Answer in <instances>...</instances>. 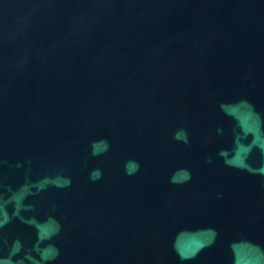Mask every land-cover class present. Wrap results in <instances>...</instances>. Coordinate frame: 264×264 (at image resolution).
<instances>
[{
	"label": "water",
	"instance_id": "1",
	"mask_svg": "<svg viewBox=\"0 0 264 264\" xmlns=\"http://www.w3.org/2000/svg\"><path fill=\"white\" fill-rule=\"evenodd\" d=\"M0 264H264V0H0Z\"/></svg>",
	"mask_w": 264,
	"mask_h": 264
}]
</instances>
